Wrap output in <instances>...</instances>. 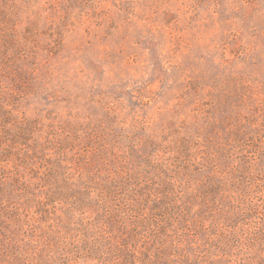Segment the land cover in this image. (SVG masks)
<instances>
[{
    "label": "rangeland",
    "instance_id": "rangeland-1",
    "mask_svg": "<svg viewBox=\"0 0 264 264\" xmlns=\"http://www.w3.org/2000/svg\"><path fill=\"white\" fill-rule=\"evenodd\" d=\"M0 264H264V0H0Z\"/></svg>",
    "mask_w": 264,
    "mask_h": 264
}]
</instances>
